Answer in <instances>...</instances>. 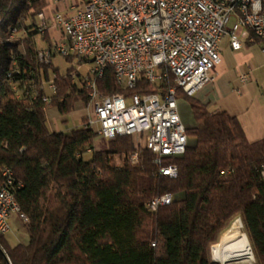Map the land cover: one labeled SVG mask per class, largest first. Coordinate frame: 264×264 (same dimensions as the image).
Returning <instances> with one entry per match:
<instances>
[{
    "label": "trees",
    "instance_id": "16d2710c",
    "mask_svg": "<svg viewBox=\"0 0 264 264\" xmlns=\"http://www.w3.org/2000/svg\"><path fill=\"white\" fill-rule=\"evenodd\" d=\"M46 5L0 0V170L9 167L20 183L13 192L28 236L11 246L0 235V264H219L211 247L237 218L253 264H264V137L249 141L236 116L211 113L179 88L177 100L189 103L193 124L186 127L184 153L160 164L151 151L138 150L133 136H115L94 150L93 128L51 130L46 109L67 115L76 103L86 105L89 75L81 77L74 66L60 73L39 60L36 38L51 45L36 24ZM246 41L261 45L252 32ZM51 81L54 92L46 89ZM97 88L103 96L155 91L142 77L134 88L122 87L111 66ZM169 164L177 168L175 177L158 173ZM165 193L169 204L147 209L151 198Z\"/></svg>",
    "mask_w": 264,
    "mask_h": 264
},
{
    "label": "built area",
    "instance_id": "2783aa9c",
    "mask_svg": "<svg viewBox=\"0 0 264 264\" xmlns=\"http://www.w3.org/2000/svg\"><path fill=\"white\" fill-rule=\"evenodd\" d=\"M63 4L50 16L39 12V36L53 28L58 37L38 48L40 61L49 63L53 54L86 58L91 67L85 80L88 101L86 121L98 135L137 136L138 150L146 149L160 164L163 157L184 153L186 127L181 122L177 89L192 96L213 80V69L221 60L219 43L228 38L232 50L242 47L239 29L252 32L264 50V0H54ZM111 66L124 88L135 87L139 77L155 87L153 92H118L101 95L97 88L105 69ZM244 84L246 73L239 75ZM51 92L55 84H48ZM49 102L50 97H42ZM143 141V144H142ZM138 152L130 159L138 162ZM158 173L175 177L174 164L159 166ZM12 170H0V235L10 230L9 218L16 213L23 222L14 195ZM171 195L151 198L146 207L156 211L169 204Z\"/></svg>",
    "mask_w": 264,
    "mask_h": 264
},
{
    "label": "crops",
    "instance_id": "0c3cea01",
    "mask_svg": "<svg viewBox=\"0 0 264 264\" xmlns=\"http://www.w3.org/2000/svg\"><path fill=\"white\" fill-rule=\"evenodd\" d=\"M45 1L43 12L47 16L63 8V4L54 0ZM247 35H243L239 50H232L228 38H222L219 43L221 60L214 67L213 80L202 85L192 97L205 104L211 113L225 111L236 116L246 138L254 141L264 137V50L257 42L248 43ZM49 36L53 40L58 32L51 28ZM242 73L248 76L244 84L239 80ZM184 101L183 105H187L191 113L189 103ZM5 239L9 245H15L10 244L6 236Z\"/></svg>",
    "mask_w": 264,
    "mask_h": 264
},
{
    "label": "rangeland",
    "instance_id": "374dc122",
    "mask_svg": "<svg viewBox=\"0 0 264 264\" xmlns=\"http://www.w3.org/2000/svg\"><path fill=\"white\" fill-rule=\"evenodd\" d=\"M245 30L243 28H240L238 33L239 36L243 37ZM17 33H15L16 36ZM20 35V34H19ZM12 37V36H11ZM224 40H227V37H224ZM1 42V37H0ZM37 46L43 47L45 46V42L43 40H40L39 37L36 38ZM52 65L58 69L60 73H64L66 69L70 66H74L75 69L80 73L81 77L84 78V76L89 71V68L91 67V63L89 61H86L85 63L81 65H76V58L73 57L72 60H67L64 56H62L59 53H54L52 56ZM214 70V69H213ZM77 80V79H75ZM48 84H46V89H48ZM186 104V102L183 100H177L178 105V112L181 118V122L185 127L192 126L193 124V117L189 111V108ZM87 109L86 105H84L82 102L76 103L74 110H72L67 115H61L58 113L57 109L55 107L49 106L46 109V118H47V124L49 128L53 131H63V132H69L72 128H77L83 124V117H86ZM137 136L134 137L135 143H137ZM190 142V140H189ZM143 144V141H142ZM107 146V139L97 135V137L94 140L93 149H104ZM92 155V151H88L83 155L84 159H89ZM115 163L121 164L122 161L115 157ZM239 219V218H237ZM236 219V220H237ZM235 220V221H236ZM9 224H10V230L5 234V236L8 238L10 244H16V243H24L27 241L28 236L25 230L24 222L20 220L16 213H12L9 218ZM243 230V227H242ZM252 250V249H251ZM213 254V252H212ZM253 255V253H252ZM253 264L254 263V256L252 260H249L248 262L244 261H232L227 264ZM222 264V263H219Z\"/></svg>",
    "mask_w": 264,
    "mask_h": 264
},
{
    "label": "bare ground",
    "instance_id": "6f19581e",
    "mask_svg": "<svg viewBox=\"0 0 264 264\" xmlns=\"http://www.w3.org/2000/svg\"><path fill=\"white\" fill-rule=\"evenodd\" d=\"M231 224V227L222 234L220 240L212 246L214 258L222 264L252 260V250L248 238L242 230L241 221L237 219Z\"/></svg>",
    "mask_w": 264,
    "mask_h": 264
},
{
    "label": "water",
    "instance_id": "95a60500",
    "mask_svg": "<svg viewBox=\"0 0 264 264\" xmlns=\"http://www.w3.org/2000/svg\"><path fill=\"white\" fill-rule=\"evenodd\" d=\"M239 220H240V219H239ZM240 221H241V220H240ZM211 256H212L213 261L219 262V261H217V260L214 258L213 254H212V247H211ZM219 263H220V262H219Z\"/></svg>",
    "mask_w": 264,
    "mask_h": 264
}]
</instances>
